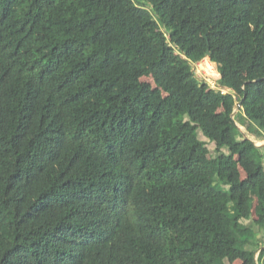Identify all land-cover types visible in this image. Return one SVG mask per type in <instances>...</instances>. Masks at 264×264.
<instances>
[{"label":"trees","instance_id":"obj_1","mask_svg":"<svg viewBox=\"0 0 264 264\" xmlns=\"http://www.w3.org/2000/svg\"><path fill=\"white\" fill-rule=\"evenodd\" d=\"M263 140L264 0H0V264H264Z\"/></svg>","mask_w":264,"mask_h":264},{"label":"rangeland","instance_id":"obj_2","mask_svg":"<svg viewBox=\"0 0 264 264\" xmlns=\"http://www.w3.org/2000/svg\"><path fill=\"white\" fill-rule=\"evenodd\" d=\"M193 70L196 74V76L199 79H203L205 80L211 87H215L216 86V81L219 79L220 75L217 72V65L216 63L210 61L209 56H205L202 60H200L199 62L193 63L192 65ZM144 80H148L146 78H144ZM241 131H243L241 129ZM202 139H204V137H202ZM263 141H260L256 144H263ZM208 147L210 149H213V144L210 143L208 144ZM240 173L241 176H244L243 171L240 168ZM251 196H252V219L257 218V215L259 213L260 210V203L258 200V194H257V190L253 189L251 191ZM224 264H230L227 260H225ZM234 264H240V261H236Z\"/></svg>","mask_w":264,"mask_h":264},{"label":"water","instance_id":"obj_3","mask_svg":"<svg viewBox=\"0 0 264 264\" xmlns=\"http://www.w3.org/2000/svg\"><path fill=\"white\" fill-rule=\"evenodd\" d=\"M206 55H207V56L210 55V51H209V50H207V54H206ZM241 104H242V100L239 101V102H237V103L235 104V108H234V110H233V112H232V116L234 115V113H235L236 111L239 110ZM263 144H264V143H263ZM263 144H257V145L259 146V145H263Z\"/></svg>","mask_w":264,"mask_h":264}]
</instances>
